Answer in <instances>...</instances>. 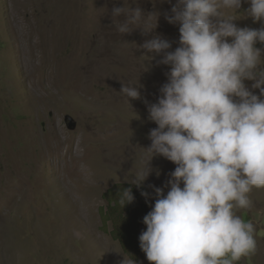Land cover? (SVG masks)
<instances>
[{"label":"rangeland","instance_id":"1","mask_svg":"<svg viewBox=\"0 0 264 264\" xmlns=\"http://www.w3.org/2000/svg\"><path fill=\"white\" fill-rule=\"evenodd\" d=\"M124 2L159 13L152 33L116 31L111 10ZM175 3L0 0V264L130 260L110 236L111 225L103 229L104 195L116 184H129L125 179L147 158L142 148L150 146L148 134L157 125L148 119L144 101H158L170 66L137 45L160 35L171 43L170 51L179 46L180 25L165 19ZM248 7L242 4L234 23L264 26L244 14ZM255 47L264 50L259 42ZM138 77L141 99L130 100V106L119 93L121 83ZM252 83L245 81L249 89ZM150 166L153 172L141 188L150 198V185L166 195L176 165L154 156ZM249 196L253 207L237 212L254 223L258 247L236 264H264V189L254 188ZM133 261L152 264L145 253Z\"/></svg>","mask_w":264,"mask_h":264},{"label":"clouds","instance_id":"2","mask_svg":"<svg viewBox=\"0 0 264 264\" xmlns=\"http://www.w3.org/2000/svg\"><path fill=\"white\" fill-rule=\"evenodd\" d=\"M244 3L250 5L245 15L264 22V0H176L165 19L180 25L179 46L170 51L160 35L137 45L170 66L158 101H144L157 125L149 131L150 146L142 148L147 158L125 179L141 188L153 172L154 156L176 165L166 195L150 185L155 203L143 217L139 242L152 264H236L257 252L255 225L237 210H250L249 194L264 189V50L255 47L264 44V26L234 23ZM111 16L119 34L142 29L148 35L159 13L124 2ZM245 81H253L259 95ZM142 87L139 77L122 81L119 93L131 106L130 100L141 99ZM141 195L147 201L150 193ZM134 199L131 187L118 194L122 208Z\"/></svg>","mask_w":264,"mask_h":264},{"label":"trees","instance_id":"3","mask_svg":"<svg viewBox=\"0 0 264 264\" xmlns=\"http://www.w3.org/2000/svg\"><path fill=\"white\" fill-rule=\"evenodd\" d=\"M132 188V194L135 197L134 202L126 204L123 208L118 202V194L124 188ZM141 191H147L144 188H137L133 185L116 184L109 188L104 197L107 202V211L101 215V221L104 231H107L108 223L111 225L110 236L118 241L123 252L132 260H137L144 252L140 248L139 236L146 230L143 223V217L152 209L155 203V197L145 200ZM150 193V192H149ZM103 209H101V213Z\"/></svg>","mask_w":264,"mask_h":264},{"label":"bare ground","instance_id":"4","mask_svg":"<svg viewBox=\"0 0 264 264\" xmlns=\"http://www.w3.org/2000/svg\"><path fill=\"white\" fill-rule=\"evenodd\" d=\"M56 45V44H55Z\"/></svg>","mask_w":264,"mask_h":264}]
</instances>
